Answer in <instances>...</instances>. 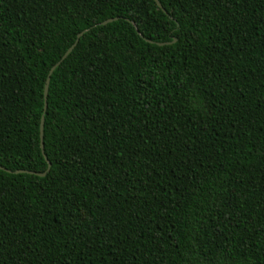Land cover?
<instances>
[{
	"label": "trees",
	"instance_id": "1",
	"mask_svg": "<svg viewBox=\"0 0 264 264\" xmlns=\"http://www.w3.org/2000/svg\"><path fill=\"white\" fill-rule=\"evenodd\" d=\"M157 1L0 0V264H264V0Z\"/></svg>",
	"mask_w": 264,
	"mask_h": 264
},
{
	"label": "water",
	"instance_id": "2",
	"mask_svg": "<svg viewBox=\"0 0 264 264\" xmlns=\"http://www.w3.org/2000/svg\"><path fill=\"white\" fill-rule=\"evenodd\" d=\"M154 1L156 2L157 6H158L159 8H162L161 5H160V3H159L157 0H154ZM113 20H114V19H108V20H105V21L101 22L100 25H105V24H107V23H109V22H111V21H113ZM84 32H85V31L80 32V33L77 34L74 43H73V44H72V45H71V46H70V47L64 52V54L61 56L60 60L57 61V62H56L51 68H50V70H49V72H48V74H47V76H46L45 83H44V88H43L44 109L46 108V97H47V92H48L49 80H50V76H51L52 72H53L54 69H55L56 67H58L59 64H60V63H61V62H62V61H63V60H64V59L70 54V52H71V51L73 50V48L76 46V44H77L79 38L82 36V34H83ZM172 42H174V40H173ZM167 44H170V43H157L158 46H163V45H167ZM39 129H40V133H39V135H40V148H41V153L43 154V143H42L43 117L41 118V122H40V127H39ZM43 156H44V155H43ZM44 158H45V157H44ZM49 166H50V164L48 163V165H47V169H46V171L43 172V173H35V172L23 171V170H17V171H15V173H27V174H32V175H37V176H39V177H42V176H44V175L46 174V172L48 171ZM0 170H3V171H5V172L10 173L9 170H6L5 168H3V167H1V166H0Z\"/></svg>",
	"mask_w": 264,
	"mask_h": 264
}]
</instances>
